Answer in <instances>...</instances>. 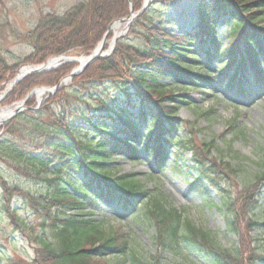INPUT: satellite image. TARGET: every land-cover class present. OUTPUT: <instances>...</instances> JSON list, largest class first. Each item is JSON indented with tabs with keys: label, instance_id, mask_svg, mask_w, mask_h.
<instances>
[{
	"label": "trees",
	"instance_id": "1",
	"mask_svg": "<svg viewBox=\"0 0 264 264\" xmlns=\"http://www.w3.org/2000/svg\"><path fill=\"white\" fill-rule=\"evenodd\" d=\"M171 1L154 0L141 13L130 30L134 43L121 39L110 56L97 59L41 106L37 107L35 98H30L27 109L2 126L0 134L20 135V122L28 121L39 137L37 148L32 150L19 147L13 139L3 140L5 135L0 137V151L19 165L24 163L47 184L46 191L32 192L11 185L0 173V213L18 226L13 201L18 197L44 222H50L45 224L51 236L38 238L36 264H109L101 259L117 254H130L131 264H153L130 252L126 239L106 237L95 229L92 213L86 210L98 203L121 212L134 211L132 216L155 227L159 247L203 254L212 264H264V253L257 245L248 247L252 250L246 257L240 248H223L207 231L168 204L163 194L147 189L135 174L114 171L111 164L117 157L146 162L141 159L146 156L159 170L169 169L186 182L190 179L192 186L208 195L210 186L223 192L218 186L221 176L186 139L185 132L179 134L183 128L179 107L190 103L189 96L164 81L171 79L176 85L187 81L191 85L182 86L195 88L199 80H212L216 63L217 73L227 80V86L243 90L240 82L248 70L264 86V0H196L199 21L192 32L180 35L165 30L153 19ZM142 2L133 0L136 11ZM129 3L130 0H83L63 14H44L26 33L14 32L31 50L22 60L10 64L0 42V86L11 80L24 63H42L72 52L79 56L90 53L114 20L129 15ZM221 17L227 19L230 43L226 48L221 45L217 26ZM5 27L6 23L0 22V41ZM75 66L77 63H65L26 77L7 94L4 103L24 99L37 86L59 84ZM109 83L116 86L113 94L102 90ZM90 87L100 89L91 99L87 97ZM186 150L192 152L195 171L183 157ZM167 161H171L170 166ZM263 186L264 170L241 199L246 204L251 202ZM224 200L230 212L228 228L239 234L235 201L227 196ZM64 208L77 209L78 213L68 215ZM253 219L247 229L251 232L260 225ZM250 242H255L253 236ZM3 264L15 263L7 260Z\"/></svg>",
	"mask_w": 264,
	"mask_h": 264
},
{
	"label": "rangeland",
	"instance_id": "2",
	"mask_svg": "<svg viewBox=\"0 0 264 264\" xmlns=\"http://www.w3.org/2000/svg\"><path fill=\"white\" fill-rule=\"evenodd\" d=\"M81 1L83 0H0V22L6 23V27L1 31L0 42L7 63H17L31 50V46L20 42L18 36L16 37L18 34L15 35L14 32L26 33L36 26L39 18L44 14L48 12L63 14L70 8L69 6ZM198 10V1L178 0L170 3L166 10L164 8L161 14L154 16L153 19L155 24L162 25L165 30L180 35L192 31L197 25L200 15ZM134 11L136 12L135 8ZM217 21L220 42L222 47L226 48L230 43V38L227 37L228 29L225 28L226 18L223 17ZM132 26L131 24L125 30V23L121 24L123 32L115 46L121 39L124 43H134L135 40L129 36ZM114 33L112 30L108 36L106 50L109 49ZM115 46H113L114 49ZM66 55L79 56L76 52ZM212 71L214 74L217 73L216 68H212ZM221 79V75L217 73L210 82L199 80V84L192 89L182 86L189 85L190 82L187 81L176 85L173 80L165 79L164 83L173 85L172 87H175L177 91L185 92L189 96L190 103L179 107L178 118L183 121V128L179 134L185 132L186 139L193 142L197 152L204 155V159L212 166V170L221 176L218 186L223 192H217L211 188V198H207L206 194L185 182L179 174L169 169L159 172L158 168L154 167V162H148L146 156H142L147 160L146 162L117 157L111 164L116 172L135 174L140 177L147 189L163 194L168 204L179 210L196 226L207 231L223 248H240L242 255L246 257L252 250H248V247L253 248L254 245H257L264 253V186L251 202L246 204L241 199V195L251 187L256 177L264 170V88L260 89L253 84L248 86L243 82L246 92L240 94L235 89L227 88ZM106 85L102 86V90L113 94L115 92L113 88L116 86L110 83ZM6 87V85L0 87V97H2L0 109L14 107L21 101L4 103L5 95L3 94ZM89 91L87 97L91 99L97 92L99 93L100 89L90 87ZM34 98L36 102L39 101L36 96ZM6 124L1 123L0 130ZM19 126L20 135L4 134L3 140L13 139L25 150L37 148L39 137L36 136L34 125L28 121H21ZM4 135L1 133L0 137ZM170 157L173 159L174 156ZM183 157L188 164L193 165L191 171L197 170V166L191 160V151L186 150ZM167 164L171 165V161ZM24 166V163L19 165L7 153L0 151V173L11 185L32 192L46 191V182L38 179L31 169L27 170ZM225 196L235 201L239 211L236 213L240 235L228 229L227 221L230 219V212L225 206ZM13 201L19 225L12 224L5 213H0V264L7 260L15 264H36L34 259L39 246L37 241L40 235L51 236L49 227H46V224L50 222H44V219L34 213L22 198L16 197ZM86 211L92 213L90 218L94 220L93 224L97 231L106 237L115 236L126 239L130 252L136 253L153 264H212L203 254H184L182 251L159 247L155 242L157 233L155 227L131 216L133 212L121 213L103 203L89 206ZM63 212L68 215L78 213L77 209L67 208H64ZM253 218L260 221V225L251 232L247 229ZM252 236L255 238L253 243L250 242ZM101 260L109 264L132 263L130 254L106 256Z\"/></svg>",
	"mask_w": 264,
	"mask_h": 264
},
{
	"label": "water",
	"instance_id": "3",
	"mask_svg": "<svg viewBox=\"0 0 264 264\" xmlns=\"http://www.w3.org/2000/svg\"><path fill=\"white\" fill-rule=\"evenodd\" d=\"M151 1L152 0H145V2H143L144 5H143L142 10H140L137 13H134L133 7H131V14L128 17L119 19V20L113 22L111 25H113L117 22L120 24L123 22H126L127 25L130 26L133 23V21L136 19V17L145 10V8L148 6L149 2H151ZM111 25L109 27V30H108L106 36H108V33L112 29ZM106 36H104V39L101 41V43L97 47H95V49L92 51V53L89 56L80 57V58L85 59V61L83 63L79 62V59L77 57H69L68 59H63L60 63H58L54 66H47V64L49 62V61H47V62L40 64V65H38V64L37 65H29L26 68L20 69L19 72H17L18 73L17 76L12 80V83H10V86L8 87L6 93H9L14 88V86L17 85V83H19L23 78H25L26 76H28L30 74L54 69V68L60 66L61 64L65 63V62H79V66L76 67L75 69H73L72 73L69 76H67L63 80H60L61 82L57 86H55V87H42L43 89H46L47 91H49L48 92L49 94L54 93L55 91L60 89L63 85L67 84L74 76L80 74V72L82 73L84 71V69H86L89 65L91 66V64L95 60H97L99 57L100 58L105 57V56L110 54V52L113 50L112 46L109 50H107V51L104 50L105 44L107 42ZM118 37L119 36L115 35V37L113 39V44H115L117 42ZM61 57H63V56H61ZM37 89H35L31 93H29L28 97L26 99H24L22 102H20V104L17 105L14 112L11 115H9L10 117L7 120H5V122H8L11 118L14 117V115H16L17 113L19 114V112L21 110H23L26 101L29 99L30 96H32L36 93ZM0 100H1V98H0Z\"/></svg>",
	"mask_w": 264,
	"mask_h": 264
},
{
	"label": "bare ground",
	"instance_id": "4",
	"mask_svg": "<svg viewBox=\"0 0 264 264\" xmlns=\"http://www.w3.org/2000/svg\"><path fill=\"white\" fill-rule=\"evenodd\" d=\"M112 26V30L115 32L116 35H119L120 33H122L123 31L121 30V24L120 23H115ZM112 43V42H111ZM69 56H63V57H58V58H54L49 60L47 66H54L56 64H58L59 62H61L63 59H68ZM79 59V58H78ZM85 61V59L80 58L79 62L83 63ZM47 92L46 89H39L36 91V94L39 98H42ZM15 110V107H11V108H6V109H0V124L3 123L5 120H7L13 112Z\"/></svg>",
	"mask_w": 264,
	"mask_h": 264
}]
</instances>
